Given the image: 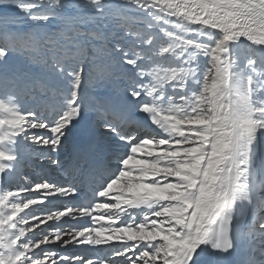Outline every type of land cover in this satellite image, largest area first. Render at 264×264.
I'll use <instances>...</instances> for the list:
<instances>
[{
  "label": "snow or ice",
  "instance_id": "1",
  "mask_svg": "<svg viewBox=\"0 0 264 264\" xmlns=\"http://www.w3.org/2000/svg\"><path fill=\"white\" fill-rule=\"evenodd\" d=\"M0 264H264V0H0Z\"/></svg>",
  "mask_w": 264,
  "mask_h": 264
},
{
  "label": "rangeland",
  "instance_id": "2",
  "mask_svg": "<svg viewBox=\"0 0 264 264\" xmlns=\"http://www.w3.org/2000/svg\"><path fill=\"white\" fill-rule=\"evenodd\" d=\"M37 170V171H36ZM27 172H28V174L30 175V176H33V177H36V178H41V177H43V173H44V171H42V170H39L38 171V168H29V169H27L26 170ZM60 182V181H59ZM37 211H39V208H37ZM83 246V245H82ZM79 246H77L76 245V247L75 246H69L68 248H67V254H71V253H73L74 252V250H75V253H77V254H79V250L81 249V248H78ZM76 248V249H75Z\"/></svg>",
  "mask_w": 264,
  "mask_h": 264
},
{
  "label": "bare ground",
  "instance_id": "3",
  "mask_svg": "<svg viewBox=\"0 0 264 264\" xmlns=\"http://www.w3.org/2000/svg\"><path fill=\"white\" fill-rule=\"evenodd\" d=\"M40 169H38L39 171ZM37 171V170H36ZM47 175L49 176V178L53 179V180H61V176L62 174L60 173H52L51 171L47 172ZM44 176H45V172H44ZM62 182H64V180H62ZM39 212V211H38ZM91 226V225H90ZM93 226V225H92ZM79 246L78 248H82L81 251H84V248L86 247V245H77ZM76 247V246H75ZM76 249V248H75ZM80 251V252H81ZM75 252V250H74Z\"/></svg>",
  "mask_w": 264,
  "mask_h": 264
}]
</instances>
